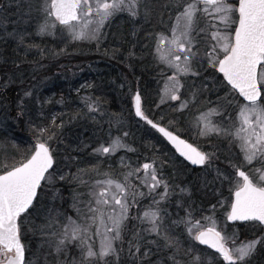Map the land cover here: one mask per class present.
I'll return each mask as SVG.
<instances>
[{"label": "snow or ice", "instance_id": "1", "mask_svg": "<svg viewBox=\"0 0 264 264\" xmlns=\"http://www.w3.org/2000/svg\"><path fill=\"white\" fill-rule=\"evenodd\" d=\"M162 7L170 9L169 21L174 23L168 27V35L161 32L156 37L155 57L172 72L165 80L160 104L166 103L165 97L170 101H181L180 91L184 88L181 77L201 76L200 71H194V65L204 72L209 68L216 70L207 82L224 95L218 96L217 108L200 113L196 127L200 135L214 133L225 137L229 141L228 150L232 151V146L238 145L239 153L243 155L242 166L232 164L226 171L214 169V180L221 187L229 185V199L219 202L221 207L226 205L227 208L223 221L218 224L213 217L206 216L202 217L205 224H201L188 212L187 218L172 223L183 224L193 241L215 250L213 257L219 256V264H259L257 257L264 250V237L237 244L239 229L236 222H242L244 227L258 224L264 228V0H168ZM35 10L44 16L38 24L40 34H54L59 23L69 30L74 40L93 39L97 43L102 39L105 24L119 14L128 12L132 17L142 15L145 19L152 14L148 6L141 13L140 0H40ZM23 39L21 35V42ZM216 73L222 77L217 78ZM8 82H13L11 75ZM24 95L31 96L32 93L25 92ZM196 97L194 91L190 101H181L180 109L194 103ZM134 101L135 115L160 133L181 157L193 165L211 168L216 159L214 152L201 151L182 139L170 130L174 127L172 121H168L169 126H162L150 119L142 107L138 89ZM91 110L98 109L91 105ZM233 115L238 116L236 123L232 122ZM214 116L221 117L227 126L214 123ZM48 133L47 128L39 129L30 154L0 168V264H26L22 236L26 235L28 218L41 202L38 193L47 191L58 172L54 150L47 142L54 139L55 134ZM122 135L126 138L129 133ZM120 149L137 151L117 136L108 146L101 145L94 152L110 155ZM147 159L151 162L132 167L125 157H121V166L127 171L120 173L118 179L111 173H103L106 178L94 182L92 189L98 190H90L87 195L91 198L87 201L80 199L83 193L73 192L77 218L64 215L66 223L60 226L55 252L57 257L64 253L65 259L58 258L57 264H163L162 260L152 257L169 250V264H212L213 257L205 256L202 260L200 254L193 255L191 248L183 252L190 259H177L181 255L180 241L164 226L167 210L159 207L169 196V185L159 174L158 157ZM253 161L261 166L253 167ZM164 163L161 161L159 168ZM92 171L101 175L95 166ZM86 173L85 169H77L73 178L85 185L88 182L82 177ZM58 178L62 181L65 175ZM161 186L164 191L158 193L160 199L157 200L152 193ZM141 187H146L147 192L140 191ZM185 191L189 190L181 189V192ZM145 196L152 197V204L142 216L132 217L131 209L137 204V197ZM81 204L86 211L78 206ZM212 208L215 211L216 206ZM60 215L63 214L57 213ZM48 216L51 217V210ZM133 220L138 224H132ZM229 222H232V232L225 235ZM52 223L59 224V220L50 219L49 225ZM145 223L148 227H142ZM149 234H154L156 239H148ZM51 235L57 236V233ZM96 236L100 237L98 248L90 242ZM74 242H78L79 258L73 257L69 261L67 248Z\"/></svg>", "mask_w": 264, "mask_h": 264}, {"label": "trees", "instance_id": "2", "mask_svg": "<svg viewBox=\"0 0 264 264\" xmlns=\"http://www.w3.org/2000/svg\"><path fill=\"white\" fill-rule=\"evenodd\" d=\"M152 2L157 3L158 0H152ZM165 2L155 6L164 5ZM162 8L161 6L156 12L154 11L150 21L142 23L139 31L127 22L117 19L109 26L104 41L95 44L83 41L74 42V44L66 46V50L59 53L60 55L57 57H54L53 52L52 54L45 52L44 49L48 48L45 45L46 37H40L38 41L33 42L39 47V51L43 52L39 56L28 55L26 50L13 42L9 45L6 43L2 52L10 64H7V61H5L6 64L1 61L0 73L3 74V69H8L7 67L10 65L17 75H22L20 70L28 72L24 76H18L19 79L12 82L11 89H4L9 98L7 95L0 94V99L6 103L5 109H12V114L23 112V115H19L22 117L20 129L28 137H35V132L39 129L37 125L43 117L41 114L43 112H40V108H38L39 110L35 109L29 114L33 120L25 121L24 116L28 112H24V108L22 109L17 101L19 98L18 89L22 83L26 82L25 78L30 72L33 76L35 70L32 69L41 70L36 71L42 76L45 72V76L61 78L53 88L46 89L44 92L43 99L47 101V109L43 114L46 128L49 130L48 134L54 133L56 141L65 145V156L71 163L70 168L73 174L77 169H85L87 176L93 179L97 177L96 172L92 171L94 166L98 171L104 173L119 172L124 169L121 166L122 156L137 165L149 160L147 159L149 157L156 156L158 157V167L161 161L165 162L164 166L158 169L162 177L175 187V193L180 187L190 185L188 203L191 205L193 202L191 213L196 214L202 209L207 211L210 216L213 213L212 206L215 205L217 208L221 197L229 196V186L225 184L221 187L215 180L207 181L209 178L204 175L206 171H203L201 167L193 168L175 155L169 144L163 141L162 136L155 129H152L143 120L139 119L137 122L133 110L132 97L138 89L146 104L145 113L154 122H159L162 126H169L168 121L170 120L187 118L185 117L187 110L181 112L178 108L179 103L160 104V98L156 91H153V82L159 77V65L156 64L155 57L151 56L150 48L153 44V36L157 31L160 32V29L155 31L157 22L152 17H158V13L160 11L162 13ZM141 42H143L142 48L140 47ZM32 52L34 53V51ZM139 55L140 59L138 60ZM94 64L99 69L92 71L89 68ZM153 66H156V69H153ZM219 77L221 76L219 75ZM19 80L21 83H18ZM219 93H222L221 96L224 95L222 91ZM85 97L94 99L96 103L94 107L98 110L92 111L89 104L83 103L82 100ZM11 98L13 99L12 103L10 102ZM238 99L241 98L238 97ZM161 117L163 120L160 119ZM73 120L76 124L73 127L71 125L67 127V124ZM26 123L30 124L27 126L30 127L29 130L25 127ZM61 124H63L62 128ZM184 126V130L188 129L186 124ZM70 129L72 130L70 131ZM170 130L195 144L193 138L189 134H185L186 131L176 127H170ZM16 132L21 133L20 131ZM123 132H128V137H123ZM117 136H120L130 147L135 148L136 153L126 150H121L113 155L94 152L101 145L109 144L111 139ZM168 147L171 150L169 153L166 152ZM139 158L142 161H139ZM68 168L64 165L63 169L65 170L61 171V174ZM176 183L181 186L175 185ZM226 210L225 205L221 212L225 214ZM37 219L38 217H33L34 222ZM34 233V239L39 240L38 230ZM29 238L31 237H28L26 232V235L22 236L23 243L31 242ZM202 250L206 249L196 248L195 253Z\"/></svg>", "mask_w": 264, "mask_h": 264}, {"label": "rangeland", "instance_id": "3", "mask_svg": "<svg viewBox=\"0 0 264 264\" xmlns=\"http://www.w3.org/2000/svg\"><path fill=\"white\" fill-rule=\"evenodd\" d=\"M39 2L40 0H0V6H2L0 7V64L1 61L2 63H5V61L8 60L2 52V49L6 43L9 45V43L11 44L13 42L15 43V45L17 46L20 45L24 50H26L28 55L39 56L42 55L43 52H40L39 51L40 49H38L39 47L33 42L35 40L38 41L40 37H46L45 45L48 48L44 49L45 52H48L49 54H52L53 52L54 57H57L58 55H60L59 53L64 52L66 50V46L72 43L74 44V42L83 41V42H91L92 44H95L97 42L96 40L93 39L74 40L69 30L63 25H60L59 23L56 24L54 34H40L38 31V24L43 21L44 16L42 13H39L35 10L36 5H38ZM162 2H165L166 4L168 3V0H161V2H159L158 0L157 3L152 2V0H140L141 13H143L145 6H148L149 8L152 9V14L148 16L146 19L143 18L142 15L137 17H132L128 12H123L119 14L116 18L112 19L110 23L105 24L101 34L102 35L101 41H104V39H106L109 26H111L112 23H115L117 19L118 20L120 19V21L122 22H127L132 27L137 29V31H139L141 29L142 23H146L150 21L154 11L156 12L157 9H159L162 6L161 5L156 7L155 5L160 4ZM169 11L170 9H166L163 7L162 13L160 11L158 13L159 15L158 17H152L157 22V27L155 31H157V29H160V32L157 31V33L152 38L153 44H151L150 50L152 52L151 56L153 57H155V43H156L157 34L163 32L165 35H168L169 34L168 27L170 26V24L174 23V21L171 22L169 21V17H168ZM51 22L52 20H49V23ZM9 33H13V35H9ZM21 35L24 37L23 42H21L20 40ZM140 47L141 48L143 47V42H141ZM32 51H34V53ZM139 59H140V55L138 56V60ZM155 61L156 64L159 65L158 68L159 77L153 82L154 84L153 91L155 90L157 96L160 98L162 95V90L164 88L165 80L167 76L172 75V72L165 65L160 64L156 59V57H155ZM5 64L2 65V67L5 66ZM7 64L10 63L7 61ZM156 66H153V69H156ZM7 68L8 69L6 68L3 69V74L5 78L4 81L2 74L1 87L3 89L12 88V82H8L9 75L12 76L14 82L15 79H19L18 76H22V75L24 76L28 72L27 70L24 71L20 70L22 75H17L16 71H14L11 65L8 66ZM89 69L90 70L92 69L93 71V70H98L99 68H97L94 64ZM194 71H200L201 76L200 77H195L191 75L182 76L181 82L184 84V88L181 89L180 96H181V101H185V100L190 101L192 97V93L195 91L197 92V97L195 102L194 103L190 102L186 108L180 109L181 101H170L167 100L166 97L165 100L167 104H170V102L179 103L178 108L179 110H181V112L182 110H187V112L185 113L186 115L185 117L187 118L183 120H181V118L180 119L178 118L177 120H170L173 122L174 127L186 131L185 134H189L190 137L193 138V142L202 151L209 153L214 152L216 154L215 162L213 163L211 168L205 169V166H200L203 171H206L204 175L207 176V178H209L207 181H214V177L216 176V172L214 171V169L219 168L221 171H226L231 168L232 164L242 166L243 155L242 153H239L238 145H233L232 151H229L228 150L229 141L223 136H217L214 133L208 135H200L199 130L196 127L197 118L200 116L201 112H207L209 108H217L216 101L218 96H221L222 93H219L216 90H214V86L211 85V83L207 82L212 78L213 73L216 70L209 68L207 72H204L198 66L194 65ZM34 72L35 71H33V73ZM161 73H166V75H161ZM37 75H33L35 78L34 80L35 82L33 81L34 84L30 82V86H29L26 82H24L18 89L19 98L17 101L20 104L21 108L22 109L24 108L23 110L26 113L29 110L34 109L33 104L39 106V103H36L34 101L38 102L40 97L43 96V93L46 89L53 88V86L58 81L61 80V78L59 77L56 78H52L49 76L37 77ZM219 75L221 76V74L216 73L217 78L219 77ZM18 83H21V81L19 80ZM25 92H31L32 95L25 96L24 95ZM85 98H83L82 101L83 103L89 104L90 106L89 108H91V105L95 106L96 103L94 99L86 100ZM145 105L146 104L144 100H142V107L144 110H145ZM5 108H6V103L0 99V168H2L5 164L12 165L18 162L20 159L27 157L30 154V151L33 148L36 142V138L38 136V132L35 135L36 137L33 138L25 135L20 129L22 118L18 114H12L11 113L12 109L7 110ZM136 119L138 122L139 119L137 117ZM224 119H226V117ZM212 120L214 123L220 124L221 127L227 126L222 123L221 117L214 116L212 117ZM25 121L30 122V120L28 119H25ZM237 121H238V116L233 115L232 122L236 123ZM75 124L76 122L73 120L70 122V124H67V127L70 125L71 127H73V125ZM184 124H186V127H188V129L184 130L183 128L185 127ZM27 126H30V124L28 125V123H26L25 126L27 130H29L30 127ZM71 130L72 129H70V131ZM16 131H20L21 133L19 134ZM47 142L49 143L50 147L54 150V157L56 163L58 164V172L56 176L53 178L52 184L48 185L47 191L43 194L38 195L41 202L36 206V211L28 218L27 229L25 230V232H27L28 237L29 236L31 237L29 238L31 239V242L28 241V243H25L26 264H57L58 258L60 260L65 259L64 253H61L59 257H57V254L55 252V243L59 237L60 226L66 223L64 219V215L70 216L73 219L77 218L76 208L73 207V192L75 191V192L83 193L84 195H82L80 199L87 201L91 198L87 195V193L90 190H98V189H92V185L94 184V182L96 180H103L106 178L103 175L104 172L101 171H99L101 175H97L95 173L97 177L93 179H90L87 176V174H84L82 178L88 183L85 185L80 184L78 180L73 178L77 174V170L74 174L71 172V168H70L71 163L69 160H67V157L65 156V151H66V147H64L65 145L62 142L56 141L55 138ZM104 146H108V144ZM121 150L123 151L125 149H120L118 152H120ZM118 152H116L115 154H117ZM166 152L169 153L170 151L167 149ZM128 161L132 164V167L139 166L137 164H134V162L130 160ZM139 161H142L141 158H139ZM146 162L150 163L151 161L147 160L144 161L143 163ZM64 165L68 166L69 168L63 174H61V171L65 170L63 169ZM260 166L261 165L259 163L253 161V167L259 168ZM126 171L127 168H124L123 170H119V172H105V173H111L113 178L118 179L120 173ZM59 175H65V179L62 181L59 180L58 178ZM133 182L136 183L135 180ZM168 185H169V196L167 199L161 201L159 205L161 209L167 210V215L164 216V226L169 229V233L171 236L178 237L177 234H182L183 237L185 235L188 241L187 243L185 239L183 241L179 239L181 246V255H178L177 259L184 261L190 259L189 256L183 255V252L185 251L184 248H186V250L191 248L193 255L200 254L202 260L204 259L205 256L213 257V254L215 252L207 249L195 253L196 248H200L199 246H197L198 242L193 241L189 237L188 233L185 231V226L183 224L177 225L172 223V221L180 220L181 218H187V213L191 212L193 202L191 203V207L189 205L190 203H188L190 199L189 191H191L190 185L187 184L185 187H180V188L178 187L179 189L177 193H175L176 190L175 187H173L169 183ZM175 185L181 186L180 184L177 183ZM181 189H188L189 191L181 192ZM158 190L160 191L158 192ZM140 191L147 192V188L141 187ZM163 191H164L163 186H161L155 192L152 193V197L159 200L160 196L158 195V193H162ZM152 197L149 196H145L142 198L137 197V204L132 207L131 216L132 217L142 216L143 211L146 210L148 206L152 204ZM228 198L229 196L228 197L222 196L221 199L220 198L219 199L220 201H227ZM78 206L84 209V206L82 204ZM49 210H51V217L48 216ZM211 210L213 211V208H211ZM221 210L222 207L221 204L219 203L218 207L215 208V211H213V213L210 215L217 221L218 224L221 222V220L217 218V216L218 213L221 212ZM84 211H86V209H84ZM57 213H61L63 215L57 216ZM208 215H209L208 212L202 209H200L196 214H192L193 219L200 220L201 224H205V221L204 220L202 221V217H206ZM34 216L38 217L37 221L35 222L33 220ZM50 219L59 220V224L52 223L51 225H49ZM131 223L138 224V221L133 220L131 221ZM142 227H148L147 223H145ZM36 230H38V234L40 236L39 240L34 239L35 236L34 232ZM53 232L57 233V236H52L51 233ZM231 232H232V228H229L228 232L225 233V235H230ZM148 239H156V237L154 234H149ZM244 241H249V240L245 239L243 236L237 233V244ZM90 242L94 243V246L98 248L100 237L96 236L94 238V241H90ZM77 245L78 242H74L68 245L67 259L69 261H71L73 257L79 258L80 253ZM170 256H171L170 250L161 251L156 256H153L152 259L153 260L159 259L162 260L163 264H169L168 257ZM219 260H220L219 256L216 255L212 259V264H219Z\"/></svg>", "mask_w": 264, "mask_h": 264}, {"label": "flooded vegetation", "instance_id": "4", "mask_svg": "<svg viewBox=\"0 0 264 264\" xmlns=\"http://www.w3.org/2000/svg\"><path fill=\"white\" fill-rule=\"evenodd\" d=\"M32 70H35V72L33 73V75H37V77H39V76H41V77H44L45 75V72H43V76L42 75H39V73L36 71V70H38V69H32ZM39 71V70H38ZM221 76H222V74H221ZM33 79L35 80V78L31 75V72L26 76V78H25V80H26V83L30 86V82H32L33 81ZM35 82V81H34ZM1 83H2V74L0 73V94L2 95H4V96H6L7 94H6V92H5V90L1 87ZM34 84V83H33ZM30 88V87H29ZM46 91V90H45ZM44 91V92H45ZM43 95H44V93H43ZM7 97H8V95H7ZM9 98V97H8ZM10 102L12 103L13 102V99L11 98L10 99ZM34 102H36V103H39V106L38 105H34L33 104V108L34 109H31V110H29L28 111V114L26 115V116H24V118L25 119H28V120H33V118L31 117V116H29V114L31 113V112H33L35 109H37V110H39L38 108H40V112H45L46 113V109H47V101L45 100V99H43V96H41L40 97V99H39V101L37 102V101H34ZM37 107V108H36ZM43 113H41L42 114V116L43 117H41V119H40V121H39V124L37 125V126H39V129H41V128H46V120H45V118H44V114ZM21 117V116H20ZM22 118V117H21ZM32 126V125H31ZM36 126V127H37ZM35 131V130H34ZM37 132L38 131H36L35 132V134H37ZM162 136V135H161ZM181 136V135H180ZM36 137V136H35ZM182 137V136H181ZM33 138V137H32ZM162 138H163V141L164 142H166L167 144H169V142H167V140L162 136ZM183 138V137H182ZM169 146L171 147V149L174 151V153H175V155H177L176 154V152H175V150H174V148L169 144ZM198 148V147H197ZM200 149V148H199ZM168 150L169 151H171L170 149H169V147H168ZM201 150V149H200ZM202 151V150H201ZM178 157H180L184 162H186L187 164H189L190 166H192L193 168H197V167H200V165H196V166H194V165H191V163H189V161H187L185 158H183V157H181V156H179V155H177ZM253 166V165H252ZM258 166V165H257ZM256 166V167H257ZM162 189V188H161ZM160 189V190H161ZM160 190H158V192L160 191ZM224 213L223 212H220V213H218V216H217V218H219L221 221H223V219H224V216H225V214H224V216H222ZM231 224H232V222H229V225H230V227L229 228H231ZM236 227L239 229V231H238V234L239 235H241V236H243L245 239H248V240H253V239H258V238H261V237H264V228H262V227H260L258 224L256 225V226H251V225H249V226H247V227H244V226H242V222H236ZM178 235V239H180V240H186V242L188 243V241H187V238L185 237V235H184V237L182 236V234H177ZM198 242V241H197ZM186 243V244H187ZM197 246H199L200 248H204V249H209L207 246H205V245H201L199 242H198V244H197ZM258 248H259V245H258ZM185 250H186V248H184ZM210 250V249H209ZM257 261L259 262V264H264V250H262L261 252H260V254L258 255V257H257Z\"/></svg>", "mask_w": 264, "mask_h": 264}, {"label": "water", "instance_id": "5", "mask_svg": "<svg viewBox=\"0 0 264 264\" xmlns=\"http://www.w3.org/2000/svg\"><path fill=\"white\" fill-rule=\"evenodd\" d=\"M133 110H134V113H135V101H134V96H133ZM138 117V116H137ZM138 118H140V117H138ZM183 139V138H182ZM189 143V142H188ZM177 154L179 155V153L177 152ZM184 158V157H183ZM186 159V158H185ZM189 163H191L190 161H189ZM193 165V164H192ZM194 166H196V165H194ZM23 242V241H22ZM206 246V245H205ZM215 251V250H214Z\"/></svg>", "mask_w": 264, "mask_h": 264}]
</instances>
